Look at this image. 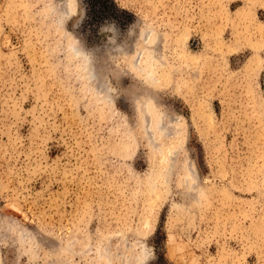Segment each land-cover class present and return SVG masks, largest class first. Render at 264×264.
Here are the masks:
<instances>
[{
  "label": "rangeland",
  "instance_id": "obj_1",
  "mask_svg": "<svg viewBox=\"0 0 264 264\" xmlns=\"http://www.w3.org/2000/svg\"><path fill=\"white\" fill-rule=\"evenodd\" d=\"M0 264H264V0H0Z\"/></svg>",
  "mask_w": 264,
  "mask_h": 264
},
{
  "label": "bare ground",
  "instance_id": "obj_2",
  "mask_svg": "<svg viewBox=\"0 0 264 264\" xmlns=\"http://www.w3.org/2000/svg\"><path fill=\"white\" fill-rule=\"evenodd\" d=\"M93 74V73H92Z\"/></svg>",
  "mask_w": 264,
  "mask_h": 264
}]
</instances>
